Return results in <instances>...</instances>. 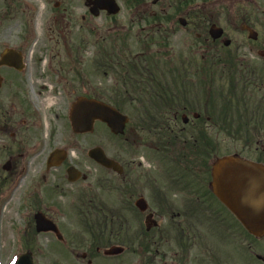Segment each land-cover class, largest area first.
Here are the masks:
<instances>
[{
  "label": "flooded vegetation",
  "instance_id": "obj_1",
  "mask_svg": "<svg viewBox=\"0 0 264 264\" xmlns=\"http://www.w3.org/2000/svg\"><path fill=\"white\" fill-rule=\"evenodd\" d=\"M104 1L0 0L1 221L15 211L31 229L41 215L52 230L36 233L37 251L46 258L39 241L50 238L52 264H264V235L250 234L212 186L221 134L245 135L236 154L264 165V0H115L131 23L122 32L139 47L99 50L102 67L115 69L111 84L92 82L83 50L63 64L53 62L55 50H31L35 31L52 42L115 21ZM42 66L57 86L40 93L46 106L30 86ZM81 97L132 103L135 126L115 136L121 175L91 171V133H76L69 119ZM161 133L180 135L208 174L157 184L163 176L145 167L170 147ZM125 143L141 161L124 159ZM55 151L58 165L49 167ZM72 167L82 173L76 181Z\"/></svg>",
  "mask_w": 264,
  "mask_h": 264
},
{
  "label": "rangeland",
  "instance_id": "obj_2",
  "mask_svg": "<svg viewBox=\"0 0 264 264\" xmlns=\"http://www.w3.org/2000/svg\"><path fill=\"white\" fill-rule=\"evenodd\" d=\"M116 22L117 23L105 18L97 19L92 22V30L90 34L88 33L85 36H79L76 32L72 38L67 40L54 39L52 42L44 38L40 32L35 31L31 50H55V58L53 62L62 64L75 61L76 51L72 52L70 50H83L82 55L84 57V63L81 65V68L87 69L90 72L92 82L95 84H111L114 81V74L112 72L104 74V72L95 70L93 66L94 62L100 57L99 50H103V47L115 48L116 50H136L135 48L139 47L137 39L127 36L122 32V27L129 30L131 29V23L126 19V16L120 15L116 17ZM35 27H38V22L35 23ZM170 45L173 47L182 46L180 41L175 40H171ZM47 61L48 58L45 60L43 59V63H46ZM47 74L48 72L46 71L45 66L38 67V78L34 81V85L30 84L33 94L36 95L37 99L39 98V102L43 103L45 106L48 105L47 102L50 100L39 97L40 93L41 95H46L57 88L56 84L49 81L46 77ZM129 90L131 91V88ZM124 113L130 117L131 125L134 120L132 108L125 105ZM235 137L236 140H233L226 138V136L222 134L220 135V150H217L218 156L240 152L241 146L244 145L242 143L245 141V135H242V137H240V135H235ZM90 145L91 148L101 146L109 156H116L117 141L116 139L111 138V135L102 124L95 125L94 133L91 134L90 137ZM253 147L255 148V146ZM128 148L130 149L128 151L124 148V159L132 160L134 162L141 161V158L143 157L142 151H137L135 153L131 146H128ZM146 155V158H144L147 161L149 151L146 152ZM146 164L149 166L145 168H147L152 175L163 176L160 178V182L157 183L161 186H168V179H166L165 176L171 175L173 170H177L178 174H182L183 172L180 170L178 162L168 158L162 160L160 157H156L155 159L146 162ZM90 167L94 175L103 174L102 169L93 162L90 163ZM93 180L94 178H90V182ZM32 217L33 216H31V218ZM23 219H25V215L19 214L15 211H6L5 214H3L2 221L0 220V264H13L16 257L27 251L23 236H26L27 234H29V236L32 235V229L25 228V222ZM34 240L36 244L33 243L32 247L34 248L33 256L35 264H52L53 257L51 252L53 251V242L48 237H44L39 241L47 255L46 258L43 259L36 249L37 235H34Z\"/></svg>",
  "mask_w": 264,
  "mask_h": 264
},
{
  "label": "water",
  "instance_id": "obj_3",
  "mask_svg": "<svg viewBox=\"0 0 264 264\" xmlns=\"http://www.w3.org/2000/svg\"><path fill=\"white\" fill-rule=\"evenodd\" d=\"M110 13L116 14L118 9ZM211 34L215 39V31L212 30ZM70 117L72 127L78 133L93 132L95 122L101 121L114 134H123L128 122L126 116L109 105L85 98L73 105ZM90 156L106 168L121 171L117 163L107 158L100 148L93 149ZM213 176L215 195L250 233L264 234V167L235 156H226L215 162ZM35 218L38 232L52 230L49 223L39 215ZM15 264H34L32 254L28 252L20 256Z\"/></svg>",
  "mask_w": 264,
  "mask_h": 264
},
{
  "label": "trees",
  "instance_id": "obj_4",
  "mask_svg": "<svg viewBox=\"0 0 264 264\" xmlns=\"http://www.w3.org/2000/svg\"><path fill=\"white\" fill-rule=\"evenodd\" d=\"M161 137L162 138H169V141L171 142V144H176L179 140H178V138L176 137V136H174V135H169V134H165V133H163L162 135H161ZM181 154H179V156H177L178 158H180L181 160H182V158H181V156H180ZM190 166H192V167H197L196 166V162L195 161H187L186 162V167H188V169L190 170ZM186 170V169H185ZM187 173H190V172H187Z\"/></svg>",
  "mask_w": 264,
  "mask_h": 264
}]
</instances>
